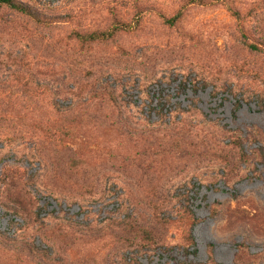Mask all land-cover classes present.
<instances>
[{"label":"rangeland","instance_id":"1","mask_svg":"<svg viewBox=\"0 0 264 264\" xmlns=\"http://www.w3.org/2000/svg\"><path fill=\"white\" fill-rule=\"evenodd\" d=\"M21 1L61 19L0 10V262L237 264L244 246L240 261L264 264V53L230 14L193 8L190 40L152 11L137 33L82 45L73 30L106 27L112 6L130 21L133 0ZM232 2L264 40V0ZM68 124L65 147L47 136Z\"/></svg>","mask_w":264,"mask_h":264},{"label":"trees","instance_id":"2","mask_svg":"<svg viewBox=\"0 0 264 264\" xmlns=\"http://www.w3.org/2000/svg\"><path fill=\"white\" fill-rule=\"evenodd\" d=\"M133 2L135 3L137 8L134 17L130 21L123 18L119 14L116 7L112 6L109 8L110 16L109 22L106 27L90 30H73L70 33V38L75 39L82 45H102L114 43L122 35H130L139 32L141 30L142 21L146 13L157 11L160 19L163 21L165 26L171 29H178L181 32L183 38L185 37L192 40L193 37L183 29L184 21L189 11L193 8L221 7L225 9L235 20L241 43L251 51L264 53V40L249 35L245 27L247 15L244 12L240 11L234 5L232 0H184L182 6L172 14H168L162 10H158L156 9V7L143 8L140 5L139 0H133ZM37 4L38 5H34L30 1L21 0H0V10L5 8L12 13L22 15L27 19L33 21L34 23L42 26H53L59 22L58 20L61 19L59 15L53 12H47L44 6H40L38 2ZM46 90L48 92L50 91L49 88H46ZM27 92L34 93L36 91L32 90L30 92V90H28ZM38 92L39 94H43L42 90ZM107 95L112 101H114V97L111 93H107ZM6 106L7 109H14V102L7 101ZM5 119V114L0 111V122L4 121ZM37 125L41 127L39 123H37ZM76 134L77 133L75 128L71 124H68L67 126H61L57 131H50L47 136L52 140H56L62 147H65L67 140ZM178 146H180L179 143L175 145L176 148H178ZM224 160L226 163L229 162V159ZM83 163L84 161L82 159L76 158H72L69 161L70 167H73L74 169L82 167ZM1 181L2 183L7 184L8 177L5 175V178ZM73 204L74 203H70L69 206ZM40 216L46 217L48 216V213H44V210L40 208ZM183 224L187 235L190 236L192 230L191 225H189L186 221ZM136 227L137 228H135V226L130 223L127 225V228L131 230V233L140 234L142 235L140 236V238L143 237L146 241L155 243V236L150 229L141 226ZM188 241H190V244L193 245L190 238L188 239ZM240 252L241 254L237 257V264H252L253 260H239L244 253V246L240 247ZM0 264L12 263L0 262Z\"/></svg>","mask_w":264,"mask_h":264}]
</instances>
